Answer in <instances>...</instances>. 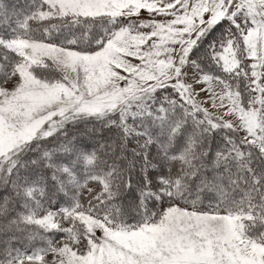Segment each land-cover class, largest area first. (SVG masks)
Listing matches in <instances>:
<instances>
[{"label":"snow or ice","instance_id":"1","mask_svg":"<svg viewBox=\"0 0 264 264\" xmlns=\"http://www.w3.org/2000/svg\"><path fill=\"white\" fill-rule=\"evenodd\" d=\"M0 264H264V0H0Z\"/></svg>","mask_w":264,"mask_h":264},{"label":"trees","instance_id":"2","mask_svg":"<svg viewBox=\"0 0 264 264\" xmlns=\"http://www.w3.org/2000/svg\"><path fill=\"white\" fill-rule=\"evenodd\" d=\"M7 2L15 8H23L26 0H7Z\"/></svg>","mask_w":264,"mask_h":264},{"label":"rangeland","instance_id":"3","mask_svg":"<svg viewBox=\"0 0 264 264\" xmlns=\"http://www.w3.org/2000/svg\"><path fill=\"white\" fill-rule=\"evenodd\" d=\"M205 106H209L208 104H205Z\"/></svg>","mask_w":264,"mask_h":264}]
</instances>
